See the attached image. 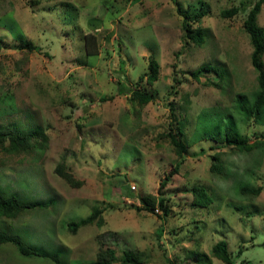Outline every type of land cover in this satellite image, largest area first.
<instances>
[{
    "label": "rangeland",
    "instance_id": "rangeland-1",
    "mask_svg": "<svg viewBox=\"0 0 264 264\" xmlns=\"http://www.w3.org/2000/svg\"><path fill=\"white\" fill-rule=\"evenodd\" d=\"M254 1L1 2L0 40L18 45L29 41L39 50L30 53L20 71L11 66L20 49L0 51L7 65L0 73V126L36 135L43 131L47 142L30 153L0 152V193L49 203L16 218H0V230L40 252L55 253L57 259L21 255L5 243L0 264H84L96 258L100 246L114 248L118 256L122 249L139 247L147 264H192V255L203 261L220 239L228 243L232 264H264V148L230 149L218 141L233 120L242 137H264V117L247 123L237 101L238 94L250 100L257 90L252 45L243 28ZM235 5L238 13L221 16L223 9ZM202 10L205 14L193 24V32L203 42L183 49V18ZM257 21L264 29V3ZM91 32L97 53L85 47L83 34ZM150 57L158 62L160 77L145 86L155 91V99L139 107L129 99L130 90ZM199 69L201 83L191 76ZM205 75L211 84L206 85ZM171 123L187 149L179 171L161 190L173 210V217H167L158 203L157 212L142 209L140 195H155L163 172L177 162L171 145L158 139ZM216 143L220 146L210 147ZM217 150L222 151L220 172L209 170ZM64 153L68 170L83 180L80 187L54 173ZM194 185L212 197L210 207H183ZM244 185L262 188L257 196H247L240 191ZM95 209L103 210L102 225L68 232L69 223ZM174 224L182 232L173 233L174 241L159 248V228ZM189 238L202 242L179 252L180 242ZM213 264L227 263L215 258Z\"/></svg>",
    "mask_w": 264,
    "mask_h": 264
},
{
    "label": "trees",
    "instance_id": "trees-1",
    "mask_svg": "<svg viewBox=\"0 0 264 264\" xmlns=\"http://www.w3.org/2000/svg\"><path fill=\"white\" fill-rule=\"evenodd\" d=\"M4 0H0L3 2ZM264 0H255L251 7L248 9L246 13V17L243 21V28L249 34L250 43L252 45V51L250 54L251 64L256 72V80H257V90L255 91V95L252 99L248 100L244 94H238L237 101L239 105V112L242 117L248 122L257 123V121L262 120L264 117V29L258 24L257 16L261 11L262 4ZM241 4H243L241 2ZM245 5H243L244 7ZM178 10L181 8V5L177 2ZM240 11L239 6H231L228 9H223L221 11V16L225 18L232 17L236 13ZM180 14L183 15L182 12ZM205 12L199 11L194 13L192 17H188V14L184 16L182 21V29L184 30V39L183 49L189 46L190 44H201L203 39L201 35L195 34L193 31L196 29L193 24L197 23L198 20L203 16ZM195 21V22H194ZM198 29V28H197ZM84 42L87 52L97 53L96 45L92 43L95 42L96 38L93 35V32L90 34H83ZM97 44V43H96ZM189 44V45H188ZM93 45V46H92ZM186 45V46H185ZM3 48H17L20 49V56L15 58L11 63L12 69L15 71H20L24 68V65L29 62L30 53L38 51L37 45L32 44L27 41L25 44L18 45L16 43H8V41L0 40V51ZM6 57V55H5ZM4 57V58H5ZM7 65L0 60V73L4 72ZM201 70H196L191 73V76L198 80L201 83L202 76ZM206 85L211 84V79L207 75H205ZM160 77L159 73V64L153 58L150 57L148 60L147 68L139 75L137 81L134 86L130 90V99L134 100L135 103L139 107H143L150 101L154 100L155 91H149L145 86L153 85ZM173 80L178 84L177 78L173 76ZM144 82V83H143ZM144 84V85H143ZM174 88V86H172ZM120 91L123 92L124 88H120ZM178 93V90H176ZM175 94V93H174ZM173 100V99H172ZM170 109L172 111L173 117L175 111V104L171 102ZM172 117V118H173ZM254 118L253 120H251ZM173 123L169 124V129L163 131L159 134V140H165L168 142L176 155L177 162L172 165L171 169L164 171V177L160 181L159 189L157 195H147L143 198V208L147 211L155 210V204L158 203L159 208L162 211L163 216H168L171 210L170 198L165 197L162 194V188L167 185L170 178L173 174L179 171V167L182 163L184 151L187 149L186 144L183 143L180 136L182 133L180 130L177 132L174 128H172ZM178 129V127L176 126ZM220 139L218 140L221 146L227 145L230 149H238V150H252L254 147L263 146L264 148V137L257 138L253 141H250V135H246L244 137L241 136V133L238 132L235 121L233 120V126H228L224 130L223 133L220 134ZM202 138V137H201ZM199 138V139H201ZM47 142V135L42 131L39 135L33 134L32 132H18L15 129L10 128L9 126H0V152H8L10 154H17L21 152L30 153L35 148H43L45 143ZM219 143L215 145H210L211 148L220 146ZM205 149L202 148V151ZM201 151V152H202ZM222 151H215L211 156V164L209 166L210 171L220 172L223 168L222 163L219 159V153ZM66 153L61 155L60 160L55 165L54 173L61 179H63L68 185L73 187H80L83 184V180L76 179L74 174L68 170L66 164ZM261 186L252 187L244 185L241 187L240 191L244 195L249 196H257L261 191ZM190 193L192 195L190 205L193 207L200 206H208L212 201V197L209 196L206 189L201 185H194L190 189ZM49 201L45 202L42 200H35L31 202H23L19 198L15 196H10L4 193H0V218H16L21 213L26 210H30L34 207H42L47 205ZM141 207H138L140 210ZM102 211L101 209H95L88 216L82 218L78 221H74L69 223L68 232L71 234H75L81 227L91 225L97 223L98 225H102L101 218ZM5 243H11L15 246L16 250L21 255L25 256H44L48 257L51 260H56L57 256L55 253H45L40 252L34 246L29 243L24 242L19 236L10 235L4 231L0 230V246ZM210 256L218 258L222 260L224 263L232 264V254L228 249V243L224 239H220L215 242L211 248ZM203 262L210 264V257L208 255H204ZM201 260H197L200 262ZM146 264V254L139 249H122L120 256L117 255V251L114 248L110 247H102L100 246L96 253V258L84 264Z\"/></svg>",
    "mask_w": 264,
    "mask_h": 264
},
{
    "label": "crops",
    "instance_id": "crops-1",
    "mask_svg": "<svg viewBox=\"0 0 264 264\" xmlns=\"http://www.w3.org/2000/svg\"><path fill=\"white\" fill-rule=\"evenodd\" d=\"M124 96V95H123ZM123 96H121L119 99H122V97ZM113 96H111V97H109L110 99L112 98ZM129 99H130V95H129ZM154 99H155V96H154ZM135 102V101H134ZM163 193V192H162ZM188 193H190V190H188ZM157 194V193H156ZM155 194V195H156ZM191 194V193H190ZM147 195H149V194H146V195H144V194H141L140 195V198H141V202L143 201V198L145 197V196H147ZM158 196V195H157ZM192 198V197H191ZM190 201H191V199L190 200H188L187 201V204L185 205H183V207H190V208H194L193 206H191L190 205ZM142 204H143V202H142ZM211 204V203H210ZM210 204L208 205L209 207H210ZM143 206V205H142ZM142 209H144V208H142ZM141 210V209H140ZM146 210V209H145ZM101 211L103 212V210L101 209ZM147 211V210H146ZM148 212H152V211H148ZM151 214V213H150ZM102 215V214H101ZM155 216H156V218H158L159 216L161 217V215H156L155 214ZM167 217H173V210H172V208H171V210H170V213H169V215L167 216ZM159 219V218H158ZM169 222H167V224H168ZM92 225H97V223H94V224H91V225H87V226H92ZM160 229V233L157 235L156 234V237H159V239L157 240V246L159 247V248H161V249H165L166 248V244L168 243V246H169V244L172 242V241H174V239H173V233H175V236L177 235V234H180L181 232H182V230H183V228H180V227H178V226H175V224L173 225V226H167V228L166 229H164V228H159ZM167 231V232H166ZM162 232H164L163 234H162ZM116 233V232H115ZM151 235V234H150ZM155 237V233H154V236H153V238ZM164 237H166V238H168V241H166V239L164 238ZM179 237H177V240L176 241H180V240H182V239H179ZM195 240V241H194ZM198 242V245L196 244ZM202 242V239L201 240H198V239H193V238H189V240H188V242H184V243H181L180 242V247L177 249V250H179V252H187L186 250H187V248L188 247H194V248H197L199 245H200V243ZM213 246V245H212ZM212 246H211V248H212ZM136 249H139L140 251H143L144 252V250L143 249H141V248H139V247H136ZM211 250V249H210ZM96 251H97V249H96ZM97 253V252H96ZM145 253V252H144ZM206 255H208L207 253H206ZM210 257V264H213L214 263V259H215V257H212V256H209ZM193 261H195V262H193L192 264H200L201 262L203 263V261H200V262H196L197 260H196V257H194L193 255L190 257ZM190 258H188V259H190ZM213 258V259H212ZM146 261H147V258H146ZM188 262V261H187ZM147 264V263H146ZM205 264H208V262L207 263H205Z\"/></svg>",
    "mask_w": 264,
    "mask_h": 264
},
{
    "label": "built area",
    "instance_id": "built-area-1",
    "mask_svg": "<svg viewBox=\"0 0 264 264\" xmlns=\"http://www.w3.org/2000/svg\"><path fill=\"white\" fill-rule=\"evenodd\" d=\"M155 211L157 212V211H158V209H157V208H155Z\"/></svg>",
    "mask_w": 264,
    "mask_h": 264
}]
</instances>
